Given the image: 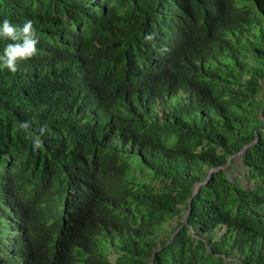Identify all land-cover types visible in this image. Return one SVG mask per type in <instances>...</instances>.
<instances>
[{"label": "trees", "instance_id": "obj_1", "mask_svg": "<svg viewBox=\"0 0 264 264\" xmlns=\"http://www.w3.org/2000/svg\"><path fill=\"white\" fill-rule=\"evenodd\" d=\"M4 18L39 44L0 69V264H264V0H0Z\"/></svg>", "mask_w": 264, "mask_h": 264}, {"label": "clouds", "instance_id": "obj_2", "mask_svg": "<svg viewBox=\"0 0 264 264\" xmlns=\"http://www.w3.org/2000/svg\"><path fill=\"white\" fill-rule=\"evenodd\" d=\"M155 36L156 33H149L145 39L152 41ZM0 39L12 41L7 43L3 51L0 52V69L16 72L18 61H28L37 55L39 39L32 20H25L21 26H16L10 19L4 18L0 21ZM166 45L171 48L169 42ZM163 51L170 53L166 48ZM18 128L25 134V139L31 141L33 151L43 149V137L48 132L47 125L40 126L37 121L26 120L19 122ZM11 237L10 233L4 231L0 236V241L4 243Z\"/></svg>", "mask_w": 264, "mask_h": 264}, {"label": "water", "instance_id": "obj_3", "mask_svg": "<svg viewBox=\"0 0 264 264\" xmlns=\"http://www.w3.org/2000/svg\"><path fill=\"white\" fill-rule=\"evenodd\" d=\"M241 153H242V152H241ZM241 153H240L239 155H241ZM216 170H219V169H212V170H210V172H209V174H208V177H207V180H208V178L211 176V174H212L213 172H215ZM201 184H202V183H199V184L196 185V188H195V190H194V193H193L192 198H193V197L199 192V189H200Z\"/></svg>", "mask_w": 264, "mask_h": 264}, {"label": "rangeland", "instance_id": "obj_4", "mask_svg": "<svg viewBox=\"0 0 264 264\" xmlns=\"http://www.w3.org/2000/svg\"><path fill=\"white\" fill-rule=\"evenodd\" d=\"M243 168H241V170H242Z\"/></svg>", "mask_w": 264, "mask_h": 264}]
</instances>
